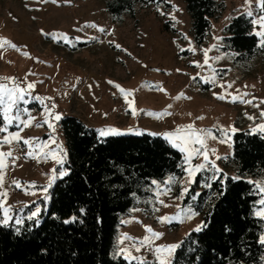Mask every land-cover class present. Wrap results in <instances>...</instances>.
I'll return each instance as SVG.
<instances>
[{
  "label": "rangeland",
  "instance_id": "obj_1",
  "mask_svg": "<svg viewBox=\"0 0 264 264\" xmlns=\"http://www.w3.org/2000/svg\"><path fill=\"white\" fill-rule=\"evenodd\" d=\"M218 1L224 3L225 10L219 19L212 21L205 43L197 45L189 31L190 18L180 0H172V3L181 9L174 13L179 21L174 22L177 29L175 33L163 29V22L169 18L167 15L161 16L159 12L156 14V7H140L137 9L136 18L125 16L123 23L117 24L106 12L104 0H56V3L51 0L47 3L40 0H0V38H6L20 49L16 51L7 46L0 49V77H16L22 80L27 73H33L27 76L29 81L36 84L33 95L51 97L52 101L46 103H55L54 111L61 115V119L73 115L94 128L97 134V130L107 127L120 130L132 128L148 134L164 133L179 125L193 122L197 128L233 125L239 130L249 129L252 122L246 118L245 113L258 117L259 109L248 104L232 103L230 99L219 100L213 93L224 91L218 85L231 83L229 92H247L249 95L244 99L251 100L255 97L253 103L259 104L264 100V53L247 63H236L232 56L214 63L212 67L218 73L216 84H206L202 77L211 75V72L192 63H202V53L197 51L194 55L184 51L188 54L182 55L184 52L180 51V48L187 49L189 46L188 40L184 39L181 33L187 35L195 48H208L215 43L213 35L223 36L221 30L230 22L225 18L239 14L242 11L241 6L244 5V0ZM161 10L165 13L172 12L171 7L166 9L162 6ZM86 24H95L98 28L105 29V32L101 33L98 28L93 27H84L82 31H78ZM57 33L66 34L69 43L54 39ZM116 44H119L120 48H116ZM23 52L29 53L30 58L22 55ZM220 53L232 52L221 48L219 53L213 51L209 55ZM197 73H200V76H197ZM192 77H196V80ZM108 81H113L126 90H133L129 99H134L136 109L144 111L137 117H133L130 112L126 113L127 104ZM158 88L164 91H159ZM180 93L190 99H174ZM26 107L38 120L43 119V108L40 104L33 101ZM260 108L264 109V104H260ZM164 111L172 114L161 119L147 114ZM197 117L204 119L198 120ZM55 123L57 126L54 135L65 147L59 131V121ZM16 130L14 127L9 129ZM50 132L46 125L33 126L21 132V136L39 137L46 141ZM208 143L217 149L220 156L229 157V153H232V148L226 144L211 140ZM2 150L8 151L9 146ZM14 155L20 159L16 162L18 166L13 167L9 163L6 169L4 189L7 190L8 196L5 206H13V213L23 209V214H26L37 206L46 212L52 186L48 189V199L45 201L42 198L44 193L39 188L31 190L35 193L33 195L25 194L11 185L14 179L22 183L34 182L37 186L47 184L51 175L50 169L55 166L54 161L49 159L38 163L36 159L26 160L20 147H14ZM224 160L226 159L218 160V166L223 172L233 176L234 173L223 166ZM193 163H200V160H193ZM184 176L185 174L177 179L176 184L171 185L172 191L168 195L159 197L168 207L149 202L147 207L144 204L135 206L121 216L120 223L122 220L131 222L121 223L118 227L113 253L117 249L121 234L127 233L131 237L141 239L146 234L145 225H150L154 231L164 234L155 241L156 244H175L200 224V215L190 221L173 224L159 223L156 219L159 216L174 215L177 212L176 205L182 208L189 206L184 203V199H175L181 191L179 181H182ZM152 190L154 193L155 185ZM155 199L154 195L152 201ZM32 201L36 204L30 208ZM25 204L28 205L27 208L24 207ZM153 207L159 208V211L154 212ZM41 218L40 216L39 222ZM124 244L130 245L131 242L125 241ZM132 254L152 259L143 249L139 253L133 249Z\"/></svg>",
  "mask_w": 264,
  "mask_h": 264
},
{
  "label": "trees",
  "instance_id": "obj_2",
  "mask_svg": "<svg viewBox=\"0 0 264 264\" xmlns=\"http://www.w3.org/2000/svg\"><path fill=\"white\" fill-rule=\"evenodd\" d=\"M180 1L190 18L194 43H205L212 21L225 10L224 3ZM104 5L117 24L123 23L125 16L136 18L140 7H156L150 0H104ZM234 17L223 27L222 49L239 53L233 57L236 63H247L264 50L256 48L255 37L246 35L251 31L247 18L240 13ZM173 24L166 20L162 26L175 33ZM59 131L68 152L65 167L69 175L56 180L50 188L47 211L41 212L39 224L25 220L19 235L14 225L0 226V264H128L123 257L113 256L120 218L135 206H148L154 197L153 190H149L154 186L152 180L183 176L177 167L182 154L160 136L148 133L99 138L94 128L73 115L59 121ZM247 132L241 129L233 136L232 153L223 166L234 175L257 179L264 169V141ZM208 175L198 174L184 198V203L198 212L208 227L202 232L190 231L183 238L173 264H259L258 257L264 249L255 241L261 222L249 215L252 201L259 196L249 195L252 185L244 181L229 179L223 187L219 182L211 188L203 187L209 182ZM221 191L224 194L218 195ZM82 208L84 214L80 213ZM73 215L78 222L63 223ZM97 217L101 218L100 224ZM226 225L232 229L230 233L224 231ZM241 237L249 245L246 252L241 251Z\"/></svg>",
  "mask_w": 264,
  "mask_h": 264
},
{
  "label": "snow or ice",
  "instance_id": "obj_3",
  "mask_svg": "<svg viewBox=\"0 0 264 264\" xmlns=\"http://www.w3.org/2000/svg\"><path fill=\"white\" fill-rule=\"evenodd\" d=\"M40 2L47 3L48 0H40ZM52 3H56V0H51ZM156 4V10L161 16L167 15L169 20L179 23L175 12L181 11V9L172 3V0H150ZM163 4H170L172 12L165 13L161 10ZM242 11H240V16L247 18V22L251 25V31L246 33L256 38V48L264 50V0H244V5L241 6ZM235 17H226V21H231ZM207 19V18H206ZM175 23L173 27H175ZM84 27L98 28L97 25H83L78 31H82ZM98 30L103 33L105 29L98 28ZM222 29L221 31H223ZM47 35V34H46ZM184 39L188 40L189 46L187 49L180 48L181 52L189 51L194 55L199 51L203 55V62H195L196 67L201 69L207 68L211 75L202 77L203 82L208 84H216V76L218 75L215 68L212 65L228 56H236L239 53H220L219 55L210 56L209 53L216 51L220 52V49L224 47V37L213 35L212 39L215 43H212L208 48L197 49L193 46L192 41L187 37L186 34L181 33ZM207 35V33H206ZM54 39H62L65 43H69L66 34L57 33L54 35ZM111 43V42H110ZM5 46L12 48L16 51H20L16 44L7 40L6 38H0V49ZM74 46V45H73ZM116 48H120L119 44L115 45ZM22 55L29 57V53L23 52ZM2 58V56H0ZM30 58V57H29ZM179 71V70H178ZM33 73L29 72L21 80L16 77H0V226H16V234H20V227L23 225L25 220L33 221L35 224H39V217L41 214V207L37 206L35 210L29 213L23 214V209L17 210L13 213V206L8 205L7 196L8 192L4 189V176L6 169L11 166L16 167L17 160L20 157L14 155V147H20L24 152V159H36L39 163L41 160L47 161L49 159L54 161L55 166L50 169L51 175L47 184L43 186H37L34 182L22 183L18 180H13L12 185L15 188H19L25 192V194H35L32 189L39 188L40 191L44 193L43 199L46 201L48 199V189L52 186L53 182L62 179L69 175V170L65 168V164L68 158V152L62 143L57 141L54 135L56 131V123L61 120V115L54 111L56 105L54 102L46 103V101H52L51 97H42L39 95H33L36 84L27 79L28 75ZM200 76V73H197ZM196 80V77H192ZM112 84L118 92L123 97L127 108L126 113H129L133 117H137L143 112V109H136L134 107L135 101L130 100L129 97L133 95V90H126L119 84H115L113 81H108ZM223 88L222 93H213V95L219 100L230 99L232 103H242L252 105V107L259 109V116L249 115L245 113L246 118L252 122L249 126L246 135L259 137L264 141V109L260 108V104H264V100H261L259 104L253 103L256 98L253 97L251 100L244 99L249 93H240L237 90V94H233L228 91L232 88L231 83H225L218 85ZM91 88V86H89ZM158 87V86H157ZM159 91H164L162 88H158ZM115 95V93H114ZM190 99V97H185L183 93H180L174 99ZM36 102L40 104L43 108L41 116L43 119L38 120L36 116L32 115L31 110L26 107L31 102ZM169 108L171 105L168 106ZM156 119H161L165 115H171L172 113L164 111L162 113H147ZM191 115V114H189ZM196 119H204V117H197ZM259 121V122H258ZM46 125L48 129L51 130L49 133L48 140H41L39 137L24 138L21 136V132L30 127H42ZM17 129L16 131H9L10 128ZM99 138L106 137H117L125 134H135L141 135L142 132L139 130H134L129 128L127 130H120L115 127H107L104 129L97 130ZM240 131L233 125H228L227 127L221 125H215L213 128H197L195 123H190L186 125H179L172 131H167L164 133H150L154 136H162L163 139L174 149H177L182 154V162L177 165L178 168L182 170L185 174L184 179L179 181L181 184V191L175 199L183 200L188 194L189 188L192 183L195 182V177L201 173H209L208 181L203 184V187L211 188L213 183L219 182L223 187L225 181H244L252 188L249 191V195L259 196V199L252 201L250 206L249 215L254 219L260 221V231L256 237V243L260 248L264 249V169H261V173L258 174L257 179H251L245 174H237L233 176H228L223 172L217 161L222 159H228V156H220L217 154V149L210 146L208 141H215L219 144H226L231 149L233 146V136ZM55 145V147H51ZM5 146H9L8 151H3ZM14 146V147H13ZM47 149V151L45 150ZM231 155V153H229ZM214 157V159L212 158ZM200 160V163L194 164L193 160ZM178 181L174 175H169L167 179L162 182L152 180L151 184L155 185L154 195L156 197L155 201H149L153 204L159 203L164 207H168L163 200L159 199L161 195H168L171 191V185L176 184ZM163 185V187L161 186ZM152 190V189H149ZM224 192L221 191L218 195H223ZM196 195H199L198 193ZM196 197L193 196L194 200ZM35 204V201H32ZM25 208L28 207L27 204L24 205ZM177 212L172 216H159L156 217L159 223L173 224V223H183L185 221L192 220L195 216L199 215L190 205L181 207L176 205ZM132 211H139V209H132ZM154 212H158L159 208L153 207ZM85 210L80 209V213L84 214ZM97 223H101V218L97 217ZM78 222V217L73 215L69 219L63 221L64 224H71ZM82 223V221H79ZM131 221L122 220L121 223H130ZM139 222V221H137ZM142 223V222H141ZM208 224L205 221H201L192 232H202ZM145 235L141 239L131 237L127 233L121 234L117 241V249L113 253L114 257H123L128 264H173V258L177 249L181 248L184 241L177 242L175 244H156L155 241L159 240L164 234L161 232H156L152 229L150 225H145ZM225 232L230 233L232 229L227 225L224 228ZM190 233H186V237ZM125 241H130V245H125ZM120 245H124L121 247ZM249 245L246 243L245 238L241 237V251L246 252ZM139 253L143 249L148 253L152 259L149 260L146 256L133 255L132 250ZM193 251V249H189ZM259 264H264V253L258 257ZM237 264H243V262H237Z\"/></svg>",
  "mask_w": 264,
  "mask_h": 264
}]
</instances>
